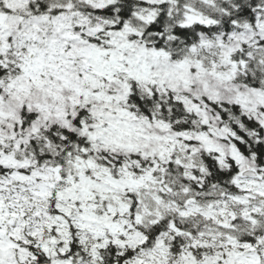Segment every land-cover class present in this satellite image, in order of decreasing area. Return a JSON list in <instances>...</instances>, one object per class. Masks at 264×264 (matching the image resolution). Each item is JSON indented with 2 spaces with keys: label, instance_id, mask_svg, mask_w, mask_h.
Here are the masks:
<instances>
[{
  "label": "snow or ice",
  "instance_id": "1",
  "mask_svg": "<svg viewBox=\"0 0 264 264\" xmlns=\"http://www.w3.org/2000/svg\"><path fill=\"white\" fill-rule=\"evenodd\" d=\"M0 264H264V0H0Z\"/></svg>",
  "mask_w": 264,
  "mask_h": 264
}]
</instances>
